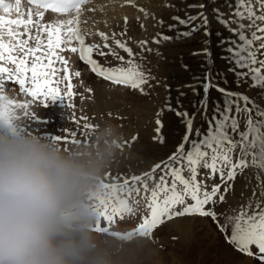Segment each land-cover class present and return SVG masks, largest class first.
I'll list each match as a JSON object with an SVG mask.
<instances>
[{
	"label": "snow or ice",
	"instance_id": "6c2138e0",
	"mask_svg": "<svg viewBox=\"0 0 264 264\" xmlns=\"http://www.w3.org/2000/svg\"><path fill=\"white\" fill-rule=\"evenodd\" d=\"M21 3L22 0H0V13H2L0 14V119L20 120L21 117L16 114L17 109L24 110V117H28L29 104L36 100H39L44 107L48 106L49 102L56 101H61L69 108L75 107L71 103L76 95L72 76L80 77L81 73L71 72L69 60L62 55L65 50L78 53L79 59L98 77L146 94L143 86L154 77L144 71L142 63L137 62L136 57L139 54L133 52L127 41L118 39L116 33L109 36L101 31L95 34L104 41L103 45L86 43V35L92 33L81 30L80 17L82 7L91 3V0H27L29 7L26 17L21 11ZM125 3L132 4L133 0H125ZM225 5L228 13L221 12L219 8L212 9L216 20L231 33L229 37L220 41L221 45H226L223 48L226 55L221 59L231 65L228 70L233 73L237 86L241 83L247 84L264 95V0H225ZM32 6H35V10ZM199 7L205 6L201 4ZM47 10L56 14L75 13V15L45 24L42 21ZM139 11L144 12L147 17L148 13L145 9L140 8ZM13 13L16 14L15 18ZM226 15L227 19H225ZM34 16L36 19L33 18ZM201 18L202 22L189 31L178 32L177 38L191 37L202 28L205 29V35H210L207 30L209 19L204 12L188 15L186 19L173 17V20L187 27ZM124 19L125 29L119 34L121 36L127 32V17ZM169 27L173 28L175 25ZM110 39L114 42L115 48L108 43ZM161 39L166 41L171 37L162 36ZM73 42L78 46H72ZM153 42L159 43L160 39ZM147 43V41H139L138 47L142 51H152L146 48ZM116 49L127 53L128 59L125 60ZM94 54L101 57L111 55L119 60L120 64L105 67L94 58ZM197 54L193 53V55ZM204 54L209 70L203 74L201 87L204 98L199 101V105L207 114L211 88L222 94L223 103L213 102L214 107L211 118L207 119V128L204 130L197 128L193 135L194 114L189 116L187 111L178 110L182 107L179 97L176 98L178 107L173 108L169 98V102L165 105L166 109L174 111L178 117H183L181 122L185 125L186 131L181 142L167 159L161 160L139 175L111 177V174H108V179L115 182L104 181L103 191L96 197L94 207L98 219L95 230L130 241L136 236L150 237L155 228L175 217L186 215L211 217L222 232H226L227 227L231 225V235L227 238L238 251L248 256H255L261 264H264V201L256 199L254 209L252 201L246 206H240L236 215L225 217L223 225L219 224L217 213L213 210L217 202H225V195L231 188L229 182L234 181L238 174H242L248 168L254 170L258 181L257 187L261 189L260 195L264 196V107L247 95L228 91L214 82L215 77L212 76L211 71L212 53L206 48ZM216 76L224 84L228 83L222 73L217 72ZM194 79L199 80L200 77ZM9 83L12 87H8ZM62 83L66 88L63 92L60 88ZM16 86L19 93L31 99L20 102L9 98L6 93H14ZM87 91L91 92V89ZM66 98L69 101L67 104ZM162 113L163 109L157 113L156 136L153 138L161 145L166 143L161 131L163 123L159 119ZM241 114L246 117L243 129L240 124ZM80 119L88 120L87 117ZM97 130L98 126L85 122L80 133L85 137L83 142L76 139V131L68 130H64L65 136L57 135L49 140L56 143L62 141L65 146L69 143L74 146L87 145ZM136 139L138 136L133 137V142ZM124 144L131 146L127 141ZM124 144L121 145V151ZM217 176L221 183L209 186L207 181ZM224 185L228 186L224 187ZM222 187H224L223 193H221ZM255 196L254 189L253 197ZM209 205L213 208H208ZM142 209L147 214H141V222L126 234L112 232L110 227L101 226V218L112 225L115 222L114 218L119 217L123 220L126 214L135 216L140 214ZM252 246L257 249L256 253L251 251Z\"/></svg>",
	"mask_w": 264,
	"mask_h": 264
},
{
	"label": "rangeland",
	"instance_id": "374dc122",
	"mask_svg": "<svg viewBox=\"0 0 264 264\" xmlns=\"http://www.w3.org/2000/svg\"><path fill=\"white\" fill-rule=\"evenodd\" d=\"M145 1L127 5L123 9L126 14L120 15L109 23H95L93 32L102 31L109 36L116 33L118 39H128L129 47L132 45L133 52L139 54L136 57L137 62L142 63L144 71L154 77L143 86L146 94H141L139 90L133 89L126 91L127 89L115 87L103 79L95 80L89 71H81V63L75 60L78 62H76L77 64L73 61L69 63L72 73V65H74L73 67L78 65L79 67L76 66L78 67L77 71L81 73L80 77L72 76V80L77 79V85L74 88L76 96L71 101L75 107H67L62 116V109L55 103H49L48 106L44 107L39 100H36L29 104L28 112L30 115L20 119V125L22 123L23 126L21 125L17 129L18 131L26 129L25 131L34 133L38 129H45L41 133L45 139L57 135L63 137L66 135L64 130L70 128L71 123L79 125L82 122L79 114L86 112L91 119V125L103 127L105 123H110L116 126L122 134L123 144L126 141L131 144L130 147L128 144H124L123 150L118 152L105 177L109 173L111 177H130L133 175L132 172L139 175L149 170L154 164L167 159L174 152L184 133L185 125L181 122L183 117H178L174 111H168L165 107L169 98L173 108L178 107L176 98L179 97L182 107H179L178 110L187 111L189 116L194 114L193 135H195L197 128L202 130L207 128V119L211 118L214 107L213 102L223 103L222 94L215 88H211L207 114H205L204 108L199 105V101L204 98V91L201 87L203 74L209 70L204 54L206 48L212 53L213 66L211 70L212 76L215 77L214 81L228 91L247 95L261 107H264V95H261L259 90L250 88L247 84L241 83L240 86H237L234 82L233 73L228 70L231 65L226 60L221 59L222 56L226 55L223 51L226 45H221L220 41L229 37L231 33L216 20L212 9L219 8L221 12L228 13L225 0ZM201 4L205 7L200 8L199 5ZM191 5H197V7H190ZM135 6H138L136 10L133 8ZM140 8L145 9L148 13L147 17L139 11ZM200 12H204L208 16L207 30L210 35H205V29L202 28L191 37L181 36L177 38L178 32L189 31L196 24L201 23L202 18L186 27L180 25L177 20H173V17L186 19L188 15H198ZM125 17L127 20L130 19L127 21L129 36L119 35L124 31L120 30L119 27L125 29ZM225 19H227V15ZM170 25H175V27L170 28ZM162 35L169 36L171 39L165 41L161 39ZM156 39H160V42L154 43L153 41ZM142 40L148 42L146 48L152 49V51H142L138 47V42ZM88 41L92 44L103 45L104 43L96 34H91ZM206 41L207 43H205ZM66 52L64 51V54ZM117 52L121 56L128 57L127 53L121 49H117ZM193 53L198 54L193 55ZM141 56L143 57L142 60ZM74 57L75 55H70V58ZM99 57L102 59L101 56ZM66 58H69V53ZM110 59L111 61H119L115 58ZM103 64L105 67L109 66L106 63ZM217 72L223 74L228 81L227 84H224L216 76ZM194 77H200V79L197 80ZM63 86L65 87V84L62 83L60 85L62 92L66 90ZM87 89H91V92H88ZM181 93L185 95L181 96ZM27 100L30 98L23 100V102ZM162 109L163 113L159 119L163 123L161 131L166 138V143L163 145L153 139L156 136L157 113ZM17 111L23 113L24 110L17 109ZM37 118L48 119V125H39L36 122ZM243 122L244 116L241 114V129L244 127ZM133 135L138 136L134 142ZM93 137L94 135L91 136V139ZM77 140L82 139L78 138ZM57 143L65 146L64 142ZM212 181L208 180L207 183L210 184ZM229 183L231 188L225 195V202H217L214 208L212 205L208 206L217 213V219L221 225L225 223L226 216L236 215L240 206H246L249 201H252L254 209L256 199L264 201V196L260 195L261 189L257 187L258 181L252 168L246 169L238 175L235 182L230 181ZM214 184L220 183L215 181ZM227 186L224 185V187ZM224 187L221 188V193H223ZM254 189L256 190L255 197H253ZM126 217L130 218L132 215L126 214L123 220L116 217L112 225H116L122 230L127 224ZM104 222L107 226H112L107 221L104 220ZM219 228L218 224L208 218L184 217L168 222L150 237L132 242L115 241L110 238L111 248L117 264H261L257 258L238 251L234 244L229 243L227 237L231 235V225L227 227L226 232H222ZM251 250L257 251L255 247Z\"/></svg>",
	"mask_w": 264,
	"mask_h": 264
},
{
	"label": "clouds",
	"instance_id": "9594fccd",
	"mask_svg": "<svg viewBox=\"0 0 264 264\" xmlns=\"http://www.w3.org/2000/svg\"><path fill=\"white\" fill-rule=\"evenodd\" d=\"M19 127L0 119V264H117L94 205L122 134L68 148Z\"/></svg>",
	"mask_w": 264,
	"mask_h": 264
},
{
	"label": "bare ground",
	"instance_id": "6f19581e",
	"mask_svg": "<svg viewBox=\"0 0 264 264\" xmlns=\"http://www.w3.org/2000/svg\"><path fill=\"white\" fill-rule=\"evenodd\" d=\"M143 2H146V1L145 0H133L132 4L143 3ZM127 5H130V4H126L125 0H91V3L82 7V15L80 17V19L82 21V23L80 24L81 30L84 31L85 33H92L93 35H95V33L93 32L95 23H98V22L109 23L110 21L118 18L120 15L126 14V12L123 9ZM88 9H94V10L90 11ZM49 18L53 20V19H61L62 17L50 15ZM90 36H91V34L86 35V38L89 39ZM65 52H66V50H65ZM65 54H64V52L62 53V55L67 56L68 52H66ZM70 55L72 56L73 53L72 54L69 53V58H66V59H68L70 61L69 63H72V61L74 63H76L77 61L75 62V60H76L75 57L70 58ZM73 66L74 65H72V69H73L72 71L74 73L75 71H77L79 66L78 65H75V67H73ZM76 66H78V67H76ZM21 125H22V123H21ZM23 130L25 131L26 129H23ZM81 141L83 142L84 140H81ZM61 143H62V141H61ZM72 147H75V146H70L68 148H72Z\"/></svg>",
	"mask_w": 264,
	"mask_h": 264
}]
</instances>
